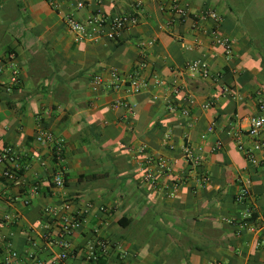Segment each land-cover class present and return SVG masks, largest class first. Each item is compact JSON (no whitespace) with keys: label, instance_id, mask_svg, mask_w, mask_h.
Returning <instances> with one entry per match:
<instances>
[{"label":"crops","instance_id":"0c3cea01","mask_svg":"<svg viewBox=\"0 0 264 264\" xmlns=\"http://www.w3.org/2000/svg\"><path fill=\"white\" fill-rule=\"evenodd\" d=\"M182 5L191 15L170 24L173 14L165 0H85L82 9L74 0H0V150L14 146L26 166L10 181L2 176L7 164H0V232L22 252L37 241V257L27 259L29 264H56L60 248L47 247L43 239L44 207L67 200L73 210L92 206L72 236L66 264H88L94 245L97 264H264V167L248 160L233 135L249 128L264 100V0H182ZM205 10L221 15L220 24L196 22ZM93 13L109 19L136 13L139 23L117 40L75 41L65 16L82 20ZM213 28L231 39L230 54L213 41ZM140 41L154 44L141 48ZM12 56L20 82L8 90ZM192 59L206 60L211 77L184 72ZM142 63L149 86L137 95L93 84L95 75L108 79L113 70L128 73ZM174 80L184 86L179 95ZM185 92L194 97L189 115L177 107ZM118 98L135 103V115L115 110ZM43 129L64 138L61 164L52 144L36 141ZM217 141L222 145L213 150ZM261 141L256 156L264 161V129ZM244 142L254 144L249 137ZM142 143L177 161L157 186L144 181L132 151ZM184 145L204 149L200 167L185 162ZM59 168L62 187L53 183ZM203 173L210 178L205 185L196 178ZM176 177L185 180L170 197L167 188ZM246 179L251 195L246 204L238 203ZM32 185L38 186L35 194ZM8 195L18 199L9 204ZM248 207L257 218L254 232L227 220ZM6 212L11 220L3 218Z\"/></svg>","mask_w":264,"mask_h":264},{"label":"built area","instance_id":"2783aa9c","mask_svg":"<svg viewBox=\"0 0 264 264\" xmlns=\"http://www.w3.org/2000/svg\"><path fill=\"white\" fill-rule=\"evenodd\" d=\"M172 11L173 17L170 20V24H173L176 20H184L191 15L189 8L182 5V0H165ZM75 7L82 9L85 7V0H74ZM196 22L206 21L212 19L216 24H220L222 16L216 11L205 10L199 14ZM65 21L69 28L75 35V41H99L102 38L117 40L123 32L139 23V15L136 13L130 14H118L112 19H109L100 14H90L85 19H78L73 14H67ZM211 35L213 41L225 48L227 54L232 52V41L229 37H222L217 28H213ZM154 44V41H140L139 47L147 48ZM10 63L12 73L10 76V82L7 85V89L11 90L14 86L20 82L19 68L14 62L12 56ZM146 63H142L140 67L134 69L131 72L123 73L118 70L110 72V78L105 79L102 75H95L93 77V84L95 87L102 86L105 90L111 92H117L122 88H127L130 93L137 95L149 86V81L142 74L143 67ZM183 71L187 72L192 78L196 75H201L204 78L211 77L210 65L206 60L192 59L187 61ZM173 91L175 94H180L184 91L178 80L173 81ZM223 90L229 92L228 86H224ZM182 101L184 102L177 107L182 111L184 115L190 114L191 106L194 104V97L191 93L185 92L182 95ZM112 107L115 110L123 108L131 115L136 113V104L127 101L123 98L116 99ZM177 107L173 106V109ZM264 129V100L260 99L258 103V113L251 118V123L248 129L245 131L235 130L233 135L236 139L239 150L243 151L248 160L256 165L264 167V161H260L256 156V151L260 150L263 146L261 141L262 131ZM210 132L214 130L213 126L208 129ZM249 137L254 140V144L251 147L246 146L244 138ZM36 141L42 144L53 145V157L57 164H61L65 155V140L64 138L57 136L50 129H43L36 135ZM221 142L217 141L213 150L221 147ZM134 156L138 159L139 169L142 172L144 181L151 183L153 186L158 185L160 177L170 176L174 170V163L176 160H169L167 157L160 153H155L150 150L147 143H142L136 149H132ZM204 149L199 147L197 149L192 148L189 145H184L182 148V155L188 166L192 168H198L203 163ZM7 164L6 168L2 172V176L10 181L17 180L26 166L20 160V155L14 146H5L0 150V164ZM190 176V175H189ZM187 176V178L189 177ZM196 178L201 185H205L209 182L210 178L207 174H197ZM185 180V179H184ZM183 177H176L173 179L172 184L167 188V194L170 197H174L183 183ZM250 179H246L242 182L239 192L236 195V201L238 203L246 204L250 198L251 192L249 189ZM53 183L56 187H62L65 184L62 168L54 174ZM31 193L38 192V186L32 185ZM1 193V192H0ZM18 199V196L8 195L7 203L12 204ZM25 203H29L28 197H23ZM91 204H86L77 210L72 209L71 201H63L60 205L48 204L44 207L45 221L43 239L46 246L49 248L58 247L60 251L56 257V264H66L67 259L73 253L72 236L81 229L82 225L86 221L87 215L90 212ZM104 208V207H102ZM255 211L252 207H248L243 211L239 218H228V222L238 225L240 230L255 231V223L257 218L254 217ZM5 220H11L12 214L6 212L3 215ZM53 228H56L58 233L53 232ZM239 230V231H240ZM32 248L24 252L16 250L11 247L6 236L0 232V264H29L28 260L35 261L37 254L38 243L35 239L31 240ZM97 244L104 246L103 241H99ZM88 264H97L99 260V253L97 252V245L90 248L87 255Z\"/></svg>","mask_w":264,"mask_h":264},{"label":"trees","instance_id":"16d2710c","mask_svg":"<svg viewBox=\"0 0 264 264\" xmlns=\"http://www.w3.org/2000/svg\"><path fill=\"white\" fill-rule=\"evenodd\" d=\"M254 217H256V214L254 213Z\"/></svg>","mask_w":264,"mask_h":264}]
</instances>
